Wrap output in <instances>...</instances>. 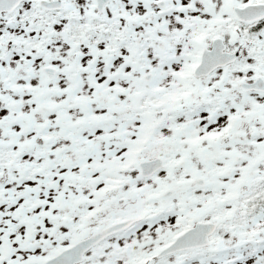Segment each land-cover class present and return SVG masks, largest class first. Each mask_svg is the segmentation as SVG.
Wrapping results in <instances>:
<instances>
[{
	"label": "snow or ice",
	"instance_id": "snow-or-ice-1",
	"mask_svg": "<svg viewBox=\"0 0 264 264\" xmlns=\"http://www.w3.org/2000/svg\"><path fill=\"white\" fill-rule=\"evenodd\" d=\"M0 264H264V0H0Z\"/></svg>",
	"mask_w": 264,
	"mask_h": 264
}]
</instances>
